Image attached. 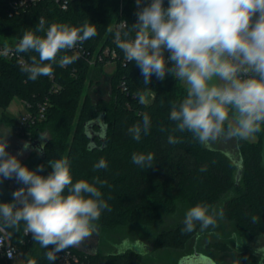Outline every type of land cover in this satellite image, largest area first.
I'll list each match as a JSON object with an SVG mask.
<instances>
[{"label": "trees", "instance_id": "obj_1", "mask_svg": "<svg viewBox=\"0 0 264 264\" xmlns=\"http://www.w3.org/2000/svg\"><path fill=\"white\" fill-rule=\"evenodd\" d=\"M120 3V0H71L68 9L63 10L56 0H44L11 15L8 1L0 0V46L16 48L26 31L43 37L45 32H36L40 17L46 21L45 31L53 23L78 28L88 21L98 32L96 37L79 44L86 53L84 57L64 67L58 62L53 64L51 77L29 80L21 71L18 60L0 57V108H7L15 98L29 105L34 114L40 105H46L44 119L33 125H22L6 115L0 119V123L14 129L29 145L40 141L42 130L52 134L48 141H40L31 149L30 155L22 161L23 165L31 170L43 165V171L38 174L46 177L52 171L50 160L67 158L73 182L84 179L94 183L111 207L110 212L105 211L94 222L95 229L104 236L119 228H149L162 223L165 215L175 217L182 208L190 209L198 203L215 209L224 203L221 207L223 215L219 218L230 225L233 232H229L227 240L219 238L209 242L207 255L218 264H224L220 257L223 254L232 255L235 264H264V251L249 246L250 242L264 237V125L255 134L257 142L238 140L241 161L237 163L223 151L200 144L189 132H173L176 125L169 119L170 108L172 103H179L184 98L186 87L170 74H166L164 80L153 75L150 83L143 85L140 68L134 62L125 61L114 39L116 24L126 21L124 30L134 35L131 26L137 21L132 2L126 1L122 12ZM106 49L118 54L112 61L117 63L111 76L112 98L93 102L85 97L82 102L90 75L94 71L104 74L103 68L110 62L92 65L90 61ZM20 54L28 63L32 56L38 59L34 51ZM73 54L72 49L61 51L57 61L62 55ZM140 90L148 98L143 105L136 99ZM151 95L154 96L152 99ZM144 113L151 118V129L136 141L127 130L141 122ZM170 134L181 142L169 144ZM133 153H152L153 165L142 168L134 164ZM101 158L108 167L95 170L94 165ZM96 177L103 184L95 183ZM13 192L6 183H0V203L12 202ZM253 217L257 218L255 222ZM183 221L159 231L155 237V251H187L190 243L199 236L200 226L197 224L193 232L182 234ZM7 230L15 242L24 238L23 222L18 230ZM35 243L32 237L22 246L24 264H58V259L54 262L46 259L45 254L51 248L42 247L39 253L28 255ZM236 245L240 248L236 249ZM66 250L78 256L81 264H144L143 257L134 252L97 250L86 253L75 247ZM185 255L191 253L179 257L177 264ZM0 264L13 263L0 257Z\"/></svg>", "mask_w": 264, "mask_h": 264}, {"label": "clouds", "instance_id": "obj_2", "mask_svg": "<svg viewBox=\"0 0 264 264\" xmlns=\"http://www.w3.org/2000/svg\"><path fill=\"white\" fill-rule=\"evenodd\" d=\"M136 3L134 35L121 25L114 39L125 61L140 68L143 85L153 75L164 80L170 74L186 86L184 98L170 108L173 132H189L202 145L248 140L259 133L264 125V0H168L167 7L164 0H151L142 7V0ZM45 23L40 17L36 28L45 32L43 37L26 31L15 48L17 53L38 54L31 63L21 62V71L32 81L51 77L57 62L60 67L74 63L78 55H62L58 61L57 57L98 35L88 21L78 28L53 23L46 31ZM136 99L143 105L144 91H137ZM150 129L151 118L144 113L142 121L127 131L140 141ZM6 137L0 138V181L14 177L24 187L13 192L12 202L0 203V231L18 230L23 222L26 234L31 233L41 247L51 248L45 255L54 262L58 253L90 238L94 222L111 207L94 183L73 182L67 158L50 160L51 173L39 175L44 166L31 170L9 155ZM167 139L169 144L181 142L172 134ZM29 146L25 142L22 151ZM153 160L152 153L132 155V162L142 168H150ZM107 167L103 158L94 165L95 170ZM94 181L103 184L98 177ZM222 215L198 203L187 210L181 232L191 233L197 224L201 230L214 228ZM7 254L11 258L12 252Z\"/></svg>", "mask_w": 264, "mask_h": 264}, {"label": "rangeland", "instance_id": "obj_3", "mask_svg": "<svg viewBox=\"0 0 264 264\" xmlns=\"http://www.w3.org/2000/svg\"><path fill=\"white\" fill-rule=\"evenodd\" d=\"M116 66V62H109L103 68L104 74L94 71L90 75L82 95V102L85 97H89L93 102H96L98 99L110 100L112 98L111 76L115 72ZM27 113L28 111L26 105L21 100L15 98L7 108H0V119L3 117V115H6L12 119L20 121L27 115ZM39 136L40 141L46 142L51 138L52 134L48 130H42ZM4 137H6L8 142V147L6 150L9 155H17L16 152L21 150V146L25 141L18 137L14 129L10 128L5 123H0V138ZM246 141L255 143L258 141V138L256 135H254L253 138H250ZM204 146L210 149H218L226 154H229L236 163L241 161L236 139L227 141L218 140L214 143ZM23 158L26 159L25 156ZM223 204H220L217 210L221 211ZM187 210L188 208L186 207L184 209L182 208L179 214L175 215V217H167L165 215L162 223L151 225L149 228H119L115 229L113 232L109 233V235L104 236L103 238V235H98L97 230H95L90 238L85 239L81 244L75 247L82 249L86 253H92L96 251V248H99L98 250L104 253L134 252L143 257L144 264H177L179 260L178 258L183 256L186 252L191 254L194 251L200 252V247L207 245L209 242L219 240L220 237L218 234L223 237L229 235V232H233V228L230 225H227V223L224 222L222 223L221 219L217 217V226L205 230L200 229L199 236L190 243L186 252L176 253L173 251H155V237L159 231H161L163 228L175 227L179 221L184 219ZM212 231L216 232L217 234H211ZM197 244L198 248L195 247ZM249 244L251 248L254 247L257 250H261L264 248V237L257 242H250ZM235 248L239 249L240 247L239 245H236ZM40 251H42V247L37 242L32 246L28 255H34ZM216 256L219 257L220 254ZM220 257L224 259V264H235L232 255L223 254ZM24 259L18 258L13 264H24Z\"/></svg>", "mask_w": 264, "mask_h": 264}, {"label": "built area", "instance_id": "obj_4", "mask_svg": "<svg viewBox=\"0 0 264 264\" xmlns=\"http://www.w3.org/2000/svg\"><path fill=\"white\" fill-rule=\"evenodd\" d=\"M11 15L13 14H19L20 12L31 8L32 6L44 1V0H7ZM120 10L122 12L124 4L126 1L132 2V4L135 7L136 12L139 10L136 0H120ZM71 0H56V3L59 5V7L63 10H67L70 5ZM151 0H142L141 7L144 6V4L150 3ZM168 0H164V6L167 7ZM121 25H124V29L127 28V22L121 21L118 24L114 26V29L117 30L120 28ZM123 29V30H124ZM75 55H78V57H84L85 51L77 44V46L72 49ZM0 57H5L7 59H16L21 62H26L22 55L20 53H17L15 51V48H10L7 46H0ZM116 58H118V54L115 50L106 49L104 52L94 59L90 61L92 65H95L96 62H104V61H114ZM167 58V57H166ZM154 96L151 95L150 98L152 99ZM148 98H145V101H147ZM27 108V115L23 117L20 122L22 125H26L28 123L35 124L37 121H41L44 119V114L46 112V105H40L38 108L37 113H33L30 109V106L26 104ZM20 162L24 161V159L17 157ZM23 164V163H22ZM6 183L12 190L16 191L17 189L24 187L23 184L16 181V179L13 177L12 179H5L0 181V183ZM32 234L28 233L26 234L24 231V238L19 240L18 242H15L12 240L11 235L7 229L0 231V257L6 260L7 262L14 263L18 258L24 259V253L22 251V246H25L29 243L30 239L32 238ZM12 252L11 258L8 256V252ZM58 264H81V260L78 256L73 254L70 250H65L59 253L58 255Z\"/></svg>", "mask_w": 264, "mask_h": 264}, {"label": "water", "instance_id": "obj_5", "mask_svg": "<svg viewBox=\"0 0 264 264\" xmlns=\"http://www.w3.org/2000/svg\"><path fill=\"white\" fill-rule=\"evenodd\" d=\"M39 144H40V141H36L34 144L30 145L28 149H33ZM180 264H217V263L213 259L205 255H202L200 253H194L193 255L184 257L180 261Z\"/></svg>", "mask_w": 264, "mask_h": 264}, {"label": "flooded vegetation", "instance_id": "obj_6", "mask_svg": "<svg viewBox=\"0 0 264 264\" xmlns=\"http://www.w3.org/2000/svg\"><path fill=\"white\" fill-rule=\"evenodd\" d=\"M237 148H238V140H237ZM238 150H239V148H238ZM229 155V154H228ZM230 156V155H229ZM212 228V227H211ZM96 230V229H95ZM95 232V231H94ZM97 234L98 235H100L101 233L97 230ZM212 233H215L216 234V232H212ZM219 235V237H220V239H225V240H227L228 239V237H227V235L226 236H221L220 234H218ZM103 237H104V235H103ZM102 237V238H103ZM263 238V237H262ZM261 239V238H260ZM260 239H258V240H260ZM258 240H255V241H253V242H257ZM208 245V244H207ZM207 245H205V246H203V247H200L199 249H200V252H197V251H194L191 255H193L194 253H200V254H202V255H205V256H207V257H209V258H211L210 256H208L207 254V252H206V247H207ZM196 248H198V244H197V246H195ZM195 248V249H196ZM97 249V248H96ZM99 249V248H98ZM97 249V250H98ZM259 252H263L264 251V248L263 249H261V250H258ZM187 256H189V255H187ZM184 257H186V255L184 256ZM212 259V258H211ZM214 260V259H213ZM215 261V260H214ZM216 262V261H215ZM217 263V262H216ZM218 264V263H217Z\"/></svg>", "mask_w": 264, "mask_h": 264}, {"label": "crops", "instance_id": "obj_7", "mask_svg": "<svg viewBox=\"0 0 264 264\" xmlns=\"http://www.w3.org/2000/svg\"><path fill=\"white\" fill-rule=\"evenodd\" d=\"M167 55H168V53H166V56L165 57H167ZM25 143V142H24ZM24 145V144H23ZM23 145L21 146V150H19V152H16V154L17 155H14V156H17V157H19V158H22V159H24L23 157L25 156L26 158L30 155V151H31V149H26V150H23L22 151V149H23ZM26 152H27V154H26ZM26 154V155H25ZM75 247V246H74ZM75 248H77V247H75ZM77 249H79V250H82V249H80V248H77ZM83 251V250H82ZM96 251H97V249H96ZM96 251H94V252H96ZM85 252V251H84Z\"/></svg>", "mask_w": 264, "mask_h": 264}]
</instances>
